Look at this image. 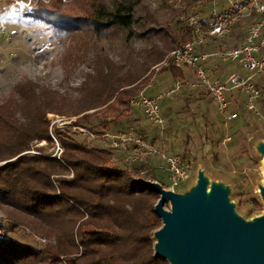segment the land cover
I'll list each match as a JSON object with an SVG mask.
<instances>
[{"label":"rangeland","instance_id":"1","mask_svg":"<svg viewBox=\"0 0 264 264\" xmlns=\"http://www.w3.org/2000/svg\"><path fill=\"white\" fill-rule=\"evenodd\" d=\"M122 2L134 9L135 23L129 30L113 28L97 34L90 28L95 6L103 3L112 9ZM210 10L206 0L191 5L187 0H0V113L10 114L14 127L22 130L24 125L29 126L27 112L21 107L22 93H32L37 104H49L43 110L52 142L44 132L35 130L23 142V154L59 156L58 147H63L54 133L64 131L77 142L111 152L114 167L130 170L147 181L155 178L154 183L172 196L165 204L167 211L172 212L175 201L190 196L204 179L206 187L225 192L227 205L239 221L250 225L264 218V78L257 85L259 115L247 111L242 106L243 96L236 92L232 103L239 116L226 121L208 95L183 88L161 102L165 130L153 124L139 107L126 118L118 117L132 108V100L126 107L116 101L121 92L134 95L144 90L145 94L156 95L174 87L177 79L168 62L170 53L178 48L176 39L186 28L182 18L190 14L206 16ZM42 11L47 13L41 16ZM61 16L76 20L75 28L58 24ZM248 25L240 24L228 38L212 42L206 50L215 52L239 45ZM212 69L222 78L233 70L219 61L212 64ZM183 73L193 79L191 70L183 69ZM112 88L113 94L109 93ZM95 98L100 100L98 104ZM85 116L88 121H84ZM128 130L162 153L192 162L191 179L173 186L159 155L142 163L131 162L114 147L119 134ZM40 135L45 141H31ZM13 160L0 161V167ZM132 164L146 167L138 171ZM45 165L40 163L43 168ZM73 175L72 170L57 171L53 177L71 180ZM18 216L16 210L0 204V224L17 226L12 238L26 240L40 255L55 244L37 223H24ZM159 230L153 236L155 247Z\"/></svg>","mask_w":264,"mask_h":264},{"label":"trees","instance_id":"2","mask_svg":"<svg viewBox=\"0 0 264 264\" xmlns=\"http://www.w3.org/2000/svg\"><path fill=\"white\" fill-rule=\"evenodd\" d=\"M197 1L200 0H187V3L191 5ZM206 2L210 5L211 0ZM95 7L90 28L97 34L113 28L129 30L135 23L133 7L123 2L115 3L112 9L103 3ZM43 13L47 12L42 11L41 16ZM76 23V20L62 16L58 19V24L63 27ZM193 31L186 26L175 46L191 41ZM164 56L161 53V57ZM170 70L177 81L188 80L183 69L173 67ZM263 78H257V85ZM106 85L110 83L106 81ZM112 91L109 93L113 94L115 90ZM196 91L210 97L205 91ZM21 95L24 101L21 107L27 112L29 126L16 129L10 114L2 111L5 108L0 113V161L14 159L0 167V204L16 210L24 223H37L39 230L55 239V244L40 255L26 240L10 236L17 226L11 228L0 224V264H170L155 253L154 232L162 227L155 206L161 196L145 183L147 179L134 176L130 170L114 167L111 162L113 154L106 149L89 147L60 130L54 133L63 147L60 158L23 154V142L32 132H44L50 142L52 133H49L43 110L49 104H37L29 92ZM119 95L120 99L116 101L125 107L137 96L131 91ZM242 99L244 107L245 98ZM99 102L97 100V104ZM131 107L118 117H128L134 108ZM84 118L88 121V116ZM11 132L14 134L10 137ZM31 141L43 142L45 137L33 136ZM40 163L46 164L44 168ZM132 165L138 171L146 167ZM67 170L74 172L71 180L54 179L55 172ZM150 181L156 182V179Z\"/></svg>","mask_w":264,"mask_h":264},{"label":"built area","instance_id":"3","mask_svg":"<svg viewBox=\"0 0 264 264\" xmlns=\"http://www.w3.org/2000/svg\"><path fill=\"white\" fill-rule=\"evenodd\" d=\"M210 6L211 10L206 16L190 14L182 18L185 25L194 30L193 38L174 49L169 56L168 63L172 67L191 70L193 79L178 80L169 92L156 96L147 95L143 90L131 101V106L139 107L162 130L165 120L161 101L184 87L209 94L218 113L226 121H234L239 116L232 103V96L236 92L245 98L244 106L249 112L260 114L257 106L260 92L256 80L264 76V0H211ZM243 23L249 25L239 45L215 52L206 50L212 42L228 38ZM215 61L229 64L233 70L224 78L217 76L212 69ZM114 147L127 155L131 162L142 163L153 155H159L175 187L191 179L192 162L179 155L162 153L131 130L120 133ZM58 151L63 153L60 147ZM60 155L54 156L60 158Z\"/></svg>","mask_w":264,"mask_h":264},{"label":"water","instance_id":"4","mask_svg":"<svg viewBox=\"0 0 264 264\" xmlns=\"http://www.w3.org/2000/svg\"><path fill=\"white\" fill-rule=\"evenodd\" d=\"M145 183L161 196L155 206L163 222L156 255L170 264H264V218L250 225L236 219L221 188H214L208 202L201 179L195 193L176 200L170 212L165 204L171 194L157 183Z\"/></svg>","mask_w":264,"mask_h":264},{"label":"bare ground","instance_id":"5","mask_svg":"<svg viewBox=\"0 0 264 264\" xmlns=\"http://www.w3.org/2000/svg\"><path fill=\"white\" fill-rule=\"evenodd\" d=\"M263 184H264V181H263ZM196 189H197V187H196ZM195 191H196V190H195ZM195 191H194L192 194H194ZM213 193H214V188L206 187V195H207V200H208V202L210 201L211 196L213 195ZM192 194H191V195H192ZM191 195H190V196H191ZM190 196H188L187 198H185V200H187ZM263 198H264V194H263Z\"/></svg>","mask_w":264,"mask_h":264},{"label":"crops","instance_id":"6","mask_svg":"<svg viewBox=\"0 0 264 264\" xmlns=\"http://www.w3.org/2000/svg\"><path fill=\"white\" fill-rule=\"evenodd\" d=\"M156 95H159V94H156ZM156 95H151V96H156Z\"/></svg>","mask_w":264,"mask_h":264}]
</instances>
